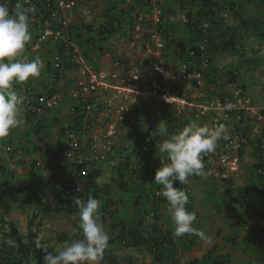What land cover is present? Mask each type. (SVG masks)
I'll return each instance as SVG.
<instances>
[{"label": "built area", "instance_id": "built-area-1", "mask_svg": "<svg viewBox=\"0 0 264 264\" xmlns=\"http://www.w3.org/2000/svg\"><path fill=\"white\" fill-rule=\"evenodd\" d=\"M37 1L21 0L36 12L31 21L35 33L20 58L30 61V54L51 45L52 68L39 88L30 87L27 80L16 83L13 90L23 98L21 109L41 120L62 102L64 96L53 90L55 86L66 74H73L70 96L78 109L71 114L73 118L80 115V127H64L62 155L50 151L44 162H37L53 185L54 163H70L71 172L62 176L60 192L80 193L86 185L99 186L98 165L109 156L118 158L115 164L120 171L143 169L139 160L149 154L153 142L157 145L167 138L156 132L161 121L167 123L169 134L191 120L228 127L229 139H221L215 151L203 157L206 177L192 176L194 179L227 182L239 178L245 155L253 154L255 148L262 151L264 159V106L253 103L232 66L216 65L211 57L209 43L214 33L209 35L210 19L220 23L221 11L211 18L198 16L194 0H105L112 7L105 8L99 18L75 21L72 13L79 9V0H45L42 9L47 13L39 18V8L33 4ZM122 1L130 4L121 9L129 14L128 19L117 6ZM165 23L173 38L179 36L178 25L197 28L198 41L184 51L176 44L169 49ZM62 27H68L67 33L61 32ZM37 31L41 33L36 35ZM116 98L124 104L116 107ZM228 104L234 107L227 109ZM149 113L154 114L150 121ZM258 172L264 174V168ZM182 185L190 192L188 183ZM161 197L159 190L149 196Z\"/></svg>", "mask_w": 264, "mask_h": 264}, {"label": "rangeland", "instance_id": "rangeland-1", "mask_svg": "<svg viewBox=\"0 0 264 264\" xmlns=\"http://www.w3.org/2000/svg\"><path fill=\"white\" fill-rule=\"evenodd\" d=\"M86 0H79L77 3L76 13H72L75 21L86 19H97L100 17L101 12H104L106 6V2L103 0H90L89 2H85ZM219 2L222 8L225 7V0H216ZM263 2V0L261 1ZM256 4V3H255ZM254 5V4H253ZM118 8L123 9L126 7H130L128 1H122L117 3ZM241 7H244L241 5ZM248 8V7H247ZM264 9V5H263ZM222 12V9H220ZM218 10V12H220ZM223 10L221 19L224 21L226 28L237 37L236 42L237 45H244L245 58L244 63H242L241 56L243 53H227L225 51H220L214 55L215 60L219 59L221 63L225 61L223 64L234 67L239 71V81L241 84L245 85L246 91L251 97L253 103L256 106H264V14L258 15V27L251 26V22L249 17L248 21L240 22L235 17V14H229ZM126 14L124 10L121 11V16H125L127 19L130 18ZM226 18L225 21L223 18ZM70 19V18H69ZM237 22V25L233 26V23ZM252 23H254L252 21ZM181 27L178 25V28ZM68 27H62L61 32L67 33ZM185 31L180 33V35H184ZM179 35V34H178ZM179 37V36H178ZM175 58V56H174ZM173 60V58H170ZM228 62V63H226ZM224 66V65H223ZM31 78V77H30ZM69 79L73 77V74L65 75L64 79ZM29 80V78H28ZM31 81H34L32 78ZM30 83V81H29ZM43 84V83H42ZM41 84V85H42ZM40 85V86H41ZM55 92H60L59 89H53ZM70 94V91H69ZM65 97V96H64ZM62 99V102L66 97ZM124 104V101L121 98L115 99V106ZM22 112V111H21ZM47 116V113L45 114ZM154 117L153 113H149L147 115V120L150 121ZM24 118H27V115L24 114ZM42 120V119H41ZM40 120V121H41ZM65 123V122H64ZM64 123H56V127L59 131V126ZM34 121L28 123V126L32 125L33 130ZM34 132V131H33ZM36 132V131H35ZM60 136L62 133L59 131ZM122 134V131H121ZM63 141H65V137L62 136ZM83 148V147H82ZM100 150L98 149V152ZM10 154V153H8ZM246 157V156H245ZM244 157V158H245ZM252 159V158H251ZM113 162L118 161V158L113 157ZM253 160V159H252ZM13 163H10L8 166L16 168L15 164L17 161H22V157L20 158H12ZM99 166V165H98ZM250 166V167H249ZM38 166L33 165V171L37 172V178L41 174V178L43 181L48 180L49 177L44 172H40ZM244 165L243 170L247 171V174L240 175L239 178L233 179V181H221V179L215 178H207L205 180L202 179H194L192 181H188L187 188L190 189V192H187L188 195L192 196V212L196 214L197 220L194 222V226L206 233L207 238L201 239L197 235H189L185 234L182 237H176L173 235L174 225L171 221H166L162 224V232L166 234L167 237L171 240V244H167V247L161 253L160 259H155L153 254L149 252L148 249L143 247H134V246H122L119 244V229L121 227V223H124L128 228V219L122 218V215H118L121 217L120 219L108 218L109 215H105L103 218V223L106 227V230L109 233L110 238H114L112 244L106 247L105 249V257H109L110 259L103 258L100 261V264H214V258L220 260L222 264H244L243 259L251 256L250 252L253 246L244 247L243 239L247 237V235L251 234V232H256L257 223L253 222V220L248 223H244L243 220L245 218V211L243 205L249 206L251 200L249 198L242 199V204L234 205L231 201L234 197V191L240 190L242 187L244 189L252 190L250 195L254 198H258L260 195L264 197V180L258 177L257 172H255V168L251 167L250 163L247 166ZM253 175V177H252ZM60 176V175H59ZM253 178L256 180L255 188L251 189V185H247L249 180ZM45 179V180H44ZM62 178H59L55 183L59 184ZM102 181V180H101ZM245 185H244V184ZM48 185L50 187L56 188L58 194L61 189V185H59V189L55 186H52L50 181H48ZM249 186V188H247ZM4 187V186H3ZM263 187V188H262ZM40 188V187H39ZM262 188V189H261ZM11 190V185H7L2 189L0 187V194L8 192ZM16 190H19L18 188ZM15 190V192H17ZM39 195L42 197L43 204L48 202H53V195L51 194V190L45 188L42 190L40 188ZM186 190V188H184ZM243 194L237 193V198L240 199V195ZM130 198H132V193H127ZM28 192L24 191L23 193L19 191L17 194L18 201L13 203L10 202L9 207H7V203L4 206H0V218L4 219L6 223H12L18 229L19 235L22 237L23 241L27 243V236L30 230L36 231L35 244L42 246L43 248H53L57 249L59 247H63L64 243H58L57 236L60 233H66L69 235L72 227L78 222L79 211L76 209L72 215H68L67 211H56L51 212L49 214L43 215L42 209H35L38 207L37 204L33 207H27L25 200L28 199ZM189 196V197H190ZM244 196V194H243ZM250 197V198H251ZM12 198V197H11ZM31 198V197H30ZM29 198V199H30ZM32 199V198H31ZM50 199L52 201H50ZM264 199V198H262ZM190 201V200H189ZM1 203V201H0ZM9 203V201H8ZM162 203V201L155 202V209H157V205ZM254 203V211L263 212L264 211V202H253ZM72 205V203H71ZM150 206V205H149ZM245 206V207H246ZM112 208L115 206L112 204ZM248 208V207H246ZM152 209V208H151ZM150 209V210H151ZM189 209V208H187ZM149 210V211H150ZM113 211V210H112ZM143 211H139V218L144 216ZM158 213V212H157ZM68 215V216H67ZM156 216L161 217V215L156 214ZM126 217V216H124ZM146 217V216H144ZM170 217V216H169ZM232 218V219H231ZM147 219L152 220L153 217L151 214H147ZM121 222H120V221ZM237 221V223H236ZM242 221V222H240ZM160 222V218L158 219ZM239 222V223H238ZM151 222L148 225V229L152 227L154 224ZM250 223V224H249ZM249 224V225H248ZM7 225V224H6ZM132 226V224H129ZM261 226H264V220L261 223ZM156 228H159L158 226ZM253 228V230H251ZM264 229V227H263ZM161 230V229H160ZM152 233V232H151ZM154 233V231H153ZM261 233V232H260ZM260 233L255 234L260 235ZM155 234V233H154ZM235 235V236H234ZM231 237L238 238L237 242H231ZM74 239V238H73ZM248 244V243H246ZM255 246V245H254ZM15 240L10 235V228L5 227L0 231V249L3 255L13 256L16 254L15 252ZM256 247V246H255ZM264 252V249H263ZM263 254V253H262ZM2 255V256H3ZM17 255V254H16ZM264 255V254H263ZM18 256V255H17ZM262 264V263H261ZM264 264V263H263Z\"/></svg>", "mask_w": 264, "mask_h": 264}, {"label": "clouds", "instance_id": "clouds-1", "mask_svg": "<svg viewBox=\"0 0 264 264\" xmlns=\"http://www.w3.org/2000/svg\"><path fill=\"white\" fill-rule=\"evenodd\" d=\"M34 14L35 9L31 6L26 7L21 0H17L14 7L11 6L10 0H0V137L8 136L12 130L23 123L22 112L34 121L33 131L39 132V124L44 122L45 114L47 113L44 114V117L40 121L37 117L24 112L20 107L23 103V98L13 90V87L16 85L14 83L25 82L29 77H39L45 67V61L39 56L34 59L32 58L30 61L20 58L23 50H26V44L32 39L30 25ZM70 80L73 84L70 90L71 93L74 88V83L73 79L70 78ZM59 84L55 86L57 89ZM68 95L69 100H71L70 94ZM71 102L73 104L72 100ZM71 107L69 121L59 126V130L64 137L65 126L73 129L80 127V115L73 118L71 114L78 108L76 109L77 106L75 107L74 104ZM225 107L231 109L234 105L228 104ZM156 132L160 136L167 138L157 145L154 142L155 145L153 146L150 157L145 161L146 163L144 162L148 165L149 161L157 153L161 157V166L155 172L154 182L162 186L163 190L159 191L162 192L163 198H158L155 201H161L166 198L168 202V213L174 225V236L182 237L185 234H194L201 239H206V233L198 230L194 226V222L197 220L196 214L187 209L189 195L186 190L174 187V182L179 181L180 184H187L189 178L192 176L206 177L207 172L203 157L207 153L214 152L221 139L225 141L229 139V129L223 123L209 126L202 125L196 120H191L178 132L169 134L167 123L161 121L157 126ZM63 142V150L48 148L42 155V159L35 161L32 165L37 166V162H44L46 155L50 151L62 155L65 150L66 138ZM4 149L12 155L13 159L22 157L21 164L23 166L28 163L21 149L12 148L10 145L4 146ZM110 158L113 159V157L109 156L106 161ZM165 158L167 162H165ZM66 165L69 168L63 169ZM11 167L13 166L11 165ZM11 167L9 169H12ZM115 168L119 171L121 170L117 164ZM71 169L70 163L68 162H55V175L52 177L54 183L59 178H62L65 173L69 174ZM147 169L148 166L147 168L143 167L141 172H145ZM40 172L42 171L40 170ZM120 172L124 171L122 170ZM131 172L133 171L131 170ZM48 177V181H50L51 178L49 175ZM55 185L52 184V186L59 189V185H63V179H61L59 184L55 183ZM89 186L92 188V191L93 189L98 191L101 188V184L94 187ZM82 196L84 197V195ZM83 197L82 199H73L74 205L72 204V206H76L79 211V224L76 227H72L69 233L70 237L82 235V238L70 239L63 247L55 249V252H47L43 257V264H100V261H102L110 239L109 233L101 220V213L99 211L102 207V202L98 197L94 198L91 196L90 191L86 198ZM112 210V204L107 203L104 215L113 212ZM152 217H154L153 214ZM145 218L147 219V216Z\"/></svg>", "mask_w": 264, "mask_h": 264}, {"label": "crops", "instance_id": "crops-1", "mask_svg": "<svg viewBox=\"0 0 264 264\" xmlns=\"http://www.w3.org/2000/svg\"><path fill=\"white\" fill-rule=\"evenodd\" d=\"M261 1L262 0H225L224 1L225 7L221 9H222V12L223 10H226V12H228L229 14H235L236 16L235 18L239 21L241 20L240 22H243L244 24L246 20L248 21L250 19L251 26L256 25V27H258V24H257L259 23L258 15L264 14V9H263L264 0L263 2ZM16 2L17 0H10L11 5L15 4ZM241 5H243L244 7H241ZM247 17H249V19H247ZM252 21L254 23H252ZM171 24H172V21L169 22V26H171ZM234 25H237V22H234L233 26ZM183 30L184 28L182 27H180V29L178 30L179 37L185 36L184 33H183L184 35H180V33L182 34V32H184ZM31 33L33 34L35 33V28L31 30ZM50 49H53V46L51 45L43 46L39 51L30 54L31 58L34 59L37 56H39L42 60L45 61V63H47L51 56ZM23 54L25 55L26 53H23ZM213 61L217 65H220V66L225 65L223 64L225 61H222L223 63H221L219 62L220 61L219 59L215 60L214 58ZM229 64L230 63H228V65ZM67 75H70V73ZM32 78L33 77L31 78L29 77V80H28L30 81L29 86L39 88L40 85L48 78V72L46 71V68L44 67L39 77L33 78L34 81H31ZM15 84L16 83H14V85ZM72 87H73V84L71 80L67 78L64 81L60 82L58 89L60 90V93L66 97V99H64V101L61 102L59 106L47 112V116H45L44 122L42 124L43 128H41L39 132H33L31 128L32 125L28 126V123H30L32 119H30L29 116H27V118H24V113L22 112L23 123L16 129L12 130L8 136L0 137V187L2 186V189H3L6 187V184L7 185L9 184L11 185V190H13L14 192L17 188L19 189V190H16L18 193L19 191H21L22 193L24 191H27L28 199L25 200L26 206L28 205L27 207L35 206L36 203L33 204L34 198L36 200L37 198H39L41 201V204H43L42 197L39 195L41 191L39 190L40 188H42V190L45 188L51 190V194L53 195V200L58 196V192L56 188L50 187L48 185V180L44 179L45 181H43V179L41 178V174H38L39 175L38 177L40 178H37L36 176L37 172L33 171L32 163H34L37 160H41L42 155L44 154L45 151L48 150V148L54 149V150H63L64 142H63L62 136H60L59 134L60 130L58 131L56 127V123L68 122L70 119V110L73 104L71 100H69L68 94H69V91L72 89ZM6 145H10L12 148H15V149H21L24 152L25 159L28 160V163L25 166H23V164L17 162L15 164L16 168L9 169L8 165L10 163H13V161H12V155L8 154L4 149V146ZM35 148H38V149L36 150ZM245 156L246 157L244 158V165L246 166V168H248L247 166L249 165V163L251 167H253V164H254L253 154L248 155L247 153V155ZM113 161L114 160L110 158L108 161L106 162L104 161V163L103 162L99 163V170H100L102 181H101V188L100 190L97 191V196L99 200L102 202V207L99 209L101 213V220H103V218L106 217L104 215L103 208L106 206L107 203L112 202L115 208L113 209V217H108L111 220L114 218L121 220V217H118V215H122L123 219L124 218L128 219V223L132 224V226L128 224V227L138 229L140 230V232H150V233L152 232V234L154 233L158 234L159 232H162L163 230L162 224H164L166 221L170 222V217L168 213V202L166 199L161 200L162 203L158 204L157 209H155L154 207L155 200H151L146 195V194L153 193V191L155 190H161V191L163 190L161 185H157L154 182L155 172L161 166L160 155L158 153L155 154L153 159L149 161V164L147 165L148 169L145 172H141V173H133L131 172L130 168L125 169L124 172L121 173L117 168H115L116 164ZM165 162H167L166 159H165ZM67 168H69L68 165L64 166L63 169H67ZM244 173L247 174V171L243 170L241 173V176ZM252 177L249 180L248 184L245 185L243 183L245 186L251 185L250 186L251 189L256 187L254 185L256 180H253ZM193 178L194 177H190L189 180L191 179L190 181H192ZM260 179L261 181L264 180V178L263 180L262 178ZM202 180H205V179H202ZM121 182L124 184L123 190H121L120 188L122 184ZM141 185H143L144 188L143 187L139 188V186ZM176 186L179 188L178 185H174V187ZM247 188H249V186ZM251 191L252 190L249 191V189H244V187H242L240 190L238 189L237 191H234V194H233L234 197L231 202L234 205L242 204L241 201L242 199H244L243 197L249 198L251 200V203L249 206L243 205L244 211L246 213L243 222L245 221L244 223H248L249 221L254 219L253 222L257 223V226H256L257 230L256 232L255 231L251 232V234L247 235V237L243 239V243L245 244L244 247L253 246L250 252L251 256L243 259L244 260L243 263L244 264H261L264 262V255H263L264 254L263 252V249H264V229L263 227L264 226L263 227L261 226V223L264 220V218L255 217V216L253 217V213L250 211V209L252 208L254 210L253 202H264V199H262L264 197H262L261 195L257 199L254 198L253 196L251 197L250 196L252 195ZM241 192H243L244 196L243 194H241L240 199H238L237 193H241ZM127 193H132V198H130L129 195H127ZM13 195L14 194L11 193V197L13 198V200L18 201L17 195H14V197ZM15 196L17 199L15 198ZM6 198H7L6 194H0V201H1L0 206L3 205V202L7 201ZM189 200H190V204L193 206L194 202L192 204V201H193L192 196L189 197ZM50 201L52 200L50 199ZM50 203H53V202H48L46 204H50ZM37 204L39 206L38 202ZM245 206L248 208H246ZM188 210L190 211V208ZM139 211H143L144 216H147V214H151V215L153 214L154 217L152 220L146 219L144 216L139 218L138 216ZM157 212L159 213V215H161V217L156 216V214L158 215ZM262 213H264V211ZM67 214L72 215L73 213L72 214L67 213ZM159 218H160V222H158ZM78 220H79V216H78ZM151 222H153L152 224L154 225L148 229V225ZM157 226L159 228H156ZM251 230H253V228ZM256 233H260V235H256L257 237L255 238L254 236ZM230 239H231V242L235 243V241L237 242L238 238L231 237Z\"/></svg>", "mask_w": 264, "mask_h": 264}, {"label": "trees", "instance_id": "trees-1", "mask_svg": "<svg viewBox=\"0 0 264 264\" xmlns=\"http://www.w3.org/2000/svg\"><path fill=\"white\" fill-rule=\"evenodd\" d=\"M44 1L45 0H38L37 2L33 3L36 6H38V8H39L38 12L36 13V17H38V18L40 17L41 14L47 13L45 10L42 9V7H43L42 2H44ZM103 2H105V0ZM194 4H195L194 9H195V12L197 13L198 16L204 15V16L210 17V18L215 15L216 11H218V10L220 11V9L222 8L221 5L219 4V2H217L216 0H194ZM110 7H112V6L107 5L106 9H110ZM221 22L217 23L216 21L210 19L211 30L209 32V35H211V33L212 34L214 33V36L209 43L210 51H211V57L214 58L215 53L220 52V51H225L227 53H232V54L237 53V52L238 53L242 52L243 56H241V60H242V63H244V59L246 60L245 55H244L245 54L244 45L241 44L240 46H238L237 42H236L237 37H235L233 34L230 33V31L227 30L225 24L223 23L224 21H222V19H221ZM161 26H160V28H161ZM163 27L166 29L167 33L169 32V34L167 36V38L169 40V43H168L169 49H172L171 46L173 44H176L175 46L180 47L181 50L184 51L188 46H191L192 43H195L196 41H198L197 34H198L199 30H197V28H195L191 25L185 26L184 30H183L186 32L185 36L178 37V38L171 37L170 31L168 30V29H170L168 24L165 23L163 25ZM33 28H34V24H31L30 25V31ZM38 33H41V31L40 32L37 31L36 35ZM32 36H33V34H32ZM78 37H80L79 34H77V38ZM76 43L81 46L80 41H77ZM55 47H56V50L60 49L59 44H55ZM98 49L101 50L100 47ZM50 53H52V51H50ZM87 56H88V54H87ZM231 66H232V68H234V70H236L238 72V76H239V71L234 67V65H231ZM45 68H46L47 72L51 71L52 65L49 61L47 63H45ZM242 87L245 88V85L242 84ZM138 117L140 118V113H139ZM42 124L43 123L39 124L38 129L43 128ZM35 125H36V123H35ZM154 145H155V143L153 142V144L150 146L149 155L147 157L143 156L139 160L140 163L143 164L144 168H147L145 161L150 157V154L153 150ZM35 149L37 150L38 148H35ZM253 156H254L253 167L255 168V171L257 172L258 177L263 179L264 174L258 172L260 169L264 168V159L262 157V151L258 148H255ZM133 173H141V169H136L133 171ZM200 179H202V178H200ZM179 184H180L179 181L174 182V185H178L179 188L184 189L183 185L182 184L179 185ZM123 187H124V184L122 183L121 187H120L121 190L124 189ZM140 187H143V185L139 186V188ZM65 189H67V188H65ZM91 189L92 188H90V186L89 187L85 186V188H83L82 192H80V193H77L75 191H71L69 194H64L63 192H60L58 194V196L53 200V203H50V204H41V201L39 198H37V200L34 198L33 202L36 204H37V202L39 203V206L35 209L36 210L42 209L43 215L49 214L51 212L60 211V210L63 212L67 211V213L72 214V213H74V211L76 209H78L76 206L73 207L71 205V203L73 202V199H77V198L82 199V197H83L82 195H84L83 198H86L89 191H90L91 196H93L94 198L98 197L97 191H95L94 189L92 191ZM11 193H13L14 195L18 194V192H14L13 190H8V192L2 193V194H6V196H7V198H6L7 201L3 202L2 206H4V203L5 204L7 203V207H9L10 202L13 203L14 200H13V198H11ZM14 195H13V197H14ZM146 195H147V197L150 196V194H146ZM15 198H16V196H15ZM154 200H156V199H154ZM8 201H9V203H8ZM155 202H159V200L155 201ZM111 204H113V203L111 202ZM190 205L191 204L189 201L187 207H189L190 211L192 212L193 207H192V205L191 206ZM103 209L105 210V207ZM250 211L253 213V217L255 216V217L264 218V213L256 212L252 208L250 209ZM107 215H109V217H113V212L107 213ZM78 224H79V220H78L77 224L75 225V227L78 226ZM5 227L10 228V235L15 240V245H16V247H15L16 252L15 253L18 256L16 254H14V257L9 256L8 254L3 255L2 251L0 249V264H43L44 255L47 252H55V249H53V248H43L42 246L35 244V238L37 236L36 231L34 232L33 230H30V232L28 233V236H27V243H26L23 241L22 237L19 235V231H18V229H16L14 224H12V223L8 224L5 222L4 219L0 218V231L3 230ZM119 233H120L119 244H121L122 246H126V247L131 245V246H134L135 248L136 247L146 248L149 250V252H151L153 254L155 259H160L161 253H162V251H164L166 249L167 244L168 245H169V243L171 244V240L163 232H159L158 234H152L150 232H140V230L134 229L132 227L127 228L124 225V223H121ZM73 238L74 239L82 238V235L70 237L66 233H60L57 236V241H58V243H64V242L69 241L70 239H73ZM113 240H114V238H110L107 246L112 244ZM103 258L110 259L109 257H105V252H104ZM213 263L214 264H222V262H220V260H217V258H214Z\"/></svg>", "mask_w": 264, "mask_h": 264}]
</instances>
